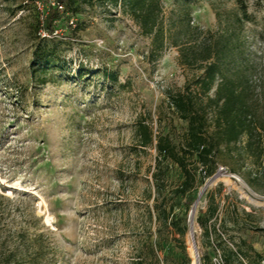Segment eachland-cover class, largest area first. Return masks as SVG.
I'll use <instances>...</instances> for the list:
<instances>
[{
	"label": "rangeland",
	"instance_id": "374dc122",
	"mask_svg": "<svg viewBox=\"0 0 264 264\" xmlns=\"http://www.w3.org/2000/svg\"><path fill=\"white\" fill-rule=\"evenodd\" d=\"M50 1L0 0V264H194L195 205L199 264H264V182L255 191L246 181L264 160L224 149L209 177L191 160L195 177L184 192L183 175L167 162L158 193L157 151L138 143L139 121L153 139L182 141L186 123L167 93L199 71L181 66L168 42L155 48L107 1L79 0L75 25L58 20L49 35L42 23ZM161 1L164 28L187 3L192 26L217 33L218 12L235 29L252 101L264 109V0ZM41 40L58 55L46 73L33 64ZM208 211L210 238L196 221Z\"/></svg>",
	"mask_w": 264,
	"mask_h": 264
},
{
	"label": "trees",
	"instance_id": "16d2710c",
	"mask_svg": "<svg viewBox=\"0 0 264 264\" xmlns=\"http://www.w3.org/2000/svg\"><path fill=\"white\" fill-rule=\"evenodd\" d=\"M55 1L64 6V11L60 13L51 6L45 8L42 26L49 35L53 34L56 21L68 20L78 12L79 7V0ZM102 1L110 2L115 7L122 6L142 34L151 37L155 48L161 49L168 42L177 47L181 66L199 71V74L185 81L181 90L167 93L169 107L186 123L184 138L178 145L168 135H159L153 139L152 130L142 121L137 123L139 145L154 146L157 151L152 174L156 191L159 193L160 174L167 168V162L176 165L184 177L181 192L190 187V181H194L196 168H190L191 160L206 168V177L215 172L216 156L224 149L228 155H232L235 150L240 157L246 152L252 163L260 165L264 160V109L260 110L252 101L250 73L242 67L244 62L235 29L230 28L227 23L224 25L218 12L217 33L192 26L187 3L182 4L178 17L170 20L164 28L160 20L163 8L161 0ZM238 7L244 15V5L239 3ZM236 19L241 20L238 17ZM33 56V64H37L35 71L43 73L50 70L58 58L56 46L49 45L47 40H41L35 47ZM103 73L112 83H117L115 73L106 69ZM242 140L245 141L241 149H238L237 145ZM261 168L264 169V166ZM262 173L264 171L255 173L251 179L246 180L255 191H260L264 182ZM155 209L159 217L156 204ZM210 215H213V211L201 214L196 219L207 238L216 232L214 227L207 224ZM170 223H173L172 220ZM179 232L181 235L185 233L184 229ZM225 252L228 257L236 256L231 249L227 248ZM256 255L260 257L259 254ZM249 263L259 264L257 261ZM135 264L142 263L137 260Z\"/></svg>",
	"mask_w": 264,
	"mask_h": 264
},
{
	"label": "bare ground",
	"instance_id": "6f19581e",
	"mask_svg": "<svg viewBox=\"0 0 264 264\" xmlns=\"http://www.w3.org/2000/svg\"><path fill=\"white\" fill-rule=\"evenodd\" d=\"M13 187L15 188H21L18 183H13ZM196 209V205L193 207V209L191 210L190 212V217H189V236H190V251H191V254L193 256V263L194 264H199V260H200V254H199V250H198V247L196 245V242H195V239H194V230H193V225H194V222H193V216H194V211ZM46 221L47 222H50V218L49 217H46Z\"/></svg>",
	"mask_w": 264,
	"mask_h": 264
},
{
	"label": "built area",
	"instance_id": "2783aa9c",
	"mask_svg": "<svg viewBox=\"0 0 264 264\" xmlns=\"http://www.w3.org/2000/svg\"><path fill=\"white\" fill-rule=\"evenodd\" d=\"M49 6H51V7H54V8H57L58 10H59V12L60 13H62L63 11H64V6L62 5V4H60V3H58L57 1H55V0H51L50 1V3H49ZM49 6H47V7H49ZM46 7V8H47ZM68 20H69V25H72V26H74L75 24H74V20H73V18H68ZM54 32H56L57 33V30H54ZM53 32V33H54ZM234 177V176H233Z\"/></svg>",
	"mask_w": 264,
	"mask_h": 264
}]
</instances>
